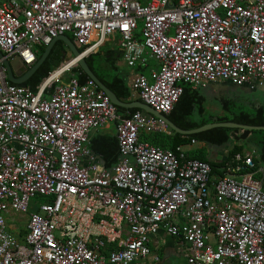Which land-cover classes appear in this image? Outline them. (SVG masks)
<instances>
[{
	"label": "built area",
	"instance_id": "1",
	"mask_svg": "<svg viewBox=\"0 0 264 264\" xmlns=\"http://www.w3.org/2000/svg\"><path fill=\"white\" fill-rule=\"evenodd\" d=\"M115 33L129 68L147 67V57L159 63L150 77L137 74L132 89L162 115L184 86H264V0L0 5V51L26 69L59 36L71 35L86 57ZM67 66L34 92L11 83L0 59V264H136L160 231L182 242L188 264H264V171L260 179L240 168L212 178L210 164L184 147L141 141L142 133L170 134L165 121L120 115L93 80L81 84ZM108 123L119 146L111 169L88 147ZM14 215L27 217L23 234L11 230Z\"/></svg>",
	"mask_w": 264,
	"mask_h": 264
},
{
	"label": "trees",
	"instance_id": "2",
	"mask_svg": "<svg viewBox=\"0 0 264 264\" xmlns=\"http://www.w3.org/2000/svg\"><path fill=\"white\" fill-rule=\"evenodd\" d=\"M69 39L74 43V38L71 35H67ZM46 47L41 48L39 58L45 52ZM81 53L84 52V49H79ZM70 51L65 46V44L61 41H58L50 55L48 56L45 63L39 68V70L28 80L27 85L34 92L37 91V88L40 84L45 80L51 72L56 70L61 66L63 62L69 59ZM111 63V59L109 60ZM87 64L93 71V73L111 90L116 96L121 100H130L132 98V91L127 85V81L125 77L119 76L117 73L111 75L106 71H99L101 69L102 63L104 62V58L100 53L95 56H90L86 59ZM116 62V61H115ZM112 65V64H111ZM112 65V66H113ZM142 68V67H141ZM116 72L117 69H114ZM145 69H141L140 72L144 73ZM78 75V80L81 84H84L89 78L82 71L80 67H77L73 70ZM108 77H111L108 80ZM137 101H141L139 98ZM142 102V101H141ZM206 99L203 97L200 90H194L190 86H184L183 94L179 103L175 106L173 112L169 114L167 117L171 120L176 126L184 130H193L200 128L206 124L211 123V118H207L206 115L209 113L205 107ZM232 105V103H231ZM120 110V109H119ZM138 109H132L126 112V116L133 114ZM243 116L241 118H234L233 120H220L219 122H232L242 125L248 126H264V112L258 111L256 114H249L248 112H243ZM236 117V116H235ZM238 133L240 130L238 129H230V128H214L212 130H208L199 134H194L190 136H182L174 131H170V134L165 133H152V134H141L140 140L148 142L156 147L162 149H169L172 151H176L179 147H186L192 144V141L195 140L197 142L206 143L208 145L213 146H224L229 144L232 140L231 133ZM254 134L260 136L259 142V158L251 159L253 166L246 165L244 162H236V156L241 152V148L238 146H234L232 152L230 153L229 158L224 163H215L210 162L205 159V157L201 154V151H194L190 153V159H198L210 164L212 169V178H223L227 174H236V170L240 168V173H252L256 174L255 178L260 179L262 177L259 174L260 166L264 164V131H255ZM104 141V142H100ZM95 151L101 152L103 156L108 157L112 156L116 159L119 158V146L118 140L116 138H97L95 141V147L93 149ZM234 160V161H233ZM233 161V162H232ZM239 173V172H238Z\"/></svg>",
	"mask_w": 264,
	"mask_h": 264
},
{
	"label": "crops",
	"instance_id": "3",
	"mask_svg": "<svg viewBox=\"0 0 264 264\" xmlns=\"http://www.w3.org/2000/svg\"><path fill=\"white\" fill-rule=\"evenodd\" d=\"M6 1L7 0H0V5H2ZM137 36H138L139 40H142L140 30L137 32ZM107 40L105 41V43H104V45L102 47L97 49L95 52H93L89 56H86L85 59L89 58L90 56H95L98 53H100L102 55V57L104 58V62L102 63L101 69L99 68V71H102V72L106 71L107 73H110L111 75H113L114 73H117L119 76L125 77V79L127 81V85L129 86V88L132 91V98L130 100H121L118 97L117 98L119 100H121L122 102L126 103V104H130V103H133V102H141V101H137L136 100V99H138V96L134 93V91L132 89V80L139 73L150 77V71L151 70H158L159 69V63L156 60L150 59L149 57H147L148 58V66L147 67H143V66L139 65V66H137V67H135L133 69L129 68L126 65V63L124 62L123 57H122L121 38H120V36H119V39L117 41L115 40L116 43L113 45V47H108L105 50H102L105 46H107ZM70 56L71 55H69V57ZM70 58H72V56ZM110 59L112 61H114V65H113V62L111 63L109 61ZM68 60L69 59H67L65 62H63L61 64V66L64 65V64H67ZM60 67H58L57 69H59ZM77 67H79V66H75V67L72 68L71 75L77 77V79H78V75L75 72H73V70L75 68H77ZM143 68L145 69L144 73L140 72L141 69H143ZM114 69H117V71L115 72ZM26 70H29V69H26ZM56 70H54V71H56ZM53 72H51V73H53ZM110 78L111 77H108V80H110ZM219 83H225V82H219ZM248 88H249V91L256 92V94H257L255 96V100L256 101H257V99L260 98V96H262L263 103H262V107H253L251 110H249L247 112L249 114H256L258 111H261V110L264 112V86H257V87L255 86L254 88L251 87V86H248ZM199 90L202 93L203 97L206 99V104H205L206 109H207V103H209L210 101H213V100H218L219 96L222 94L220 92V87L218 86V83L211 84L207 88L199 89ZM117 108H118V113L120 115H122V116H126L127 115L125 111L132 110V109L120 108L118 106H117ZM140 112H143V111L140 110ZM254 132L255 131H252L249 134V136L247 137L246 140L236 141V140H234L231 137L232 140L229 142V144L224 145V146H213V145H208L206 143H201V142H196L195 144L192 143L191 145L187 146V147H190V148L184 147V152H186L187 156L189 157L190 153H192L194 151H198V152L201 151V154L205 157V159L207 161L215 162V163H224L229 158L230 153L233 150V147L234 146H238L242 150H241L240 153L237 154L235 161L237 163L241 162L243 164L247 158H251V159H258L259 158V142H260V138L261 137L257 136L256 134H254ZM242 133L243 132L240 130V132H238L236 134L238 136H240V135H242ZM104 137L105 138H116L117 139L116 130H115V124L114 123H108L105 128L93 131L91 136H90V142H89V146L88 147H89L91 153L94 155L95 162L98 165H100L101 167H103L105 169H111L118 162L119 158L116 161V159L113 158L111 155L108 156V157H105V156H103V154H101V152L95 151V148L93 149V146L95 147V141H97V138H104ZM100 142H104V141H100ZM193 146H199V148L196 149ZM83 160H84L83 161L84 163L88 162L87 159H83ZM261 171H264V164L260 166L259 172H261ZM231 175H236V174H231ZM15 216H19L20 217L19 220H20V225L21 226H25L26 225V222H27V217L26 216L14 215V218H15ZM15 220H16V218H15ZM15 225H17L16 226V230H17L18 226H19L18 223L14 222V223L10 224L11 230L14 233H16V231L14 229ZM24 232H25V230L23 229L21 234H23ZM150 249H151V255L148 258L149 260H152L150 263H153L154 261H156V258L164 257V260L166 261V264H167V261L171 262L172 259L177 258L178 256H181V255L185 256L184 253H183L184 252V245L182 244V242H180L179 240H177L175 238H172L170 235H168L164 231H160L156 236L151 237ZM144 261H147V259L144 260ZM144 261L138 262L136 264H144L143 263ZM170 262L168 264H170Z\"/></svg>",
	"mask_w": 264,
	"mask_h": 264
},
{
	"label": "water",
	"instance_id": "4",
	"mask_svg": "<svg viewBox=\"0 0 264 264\" xmlns=\"http://www.w3.org/2000/svg\"><path fill=\"white\" fill-rule=\"evenodd\" d=\"M169 8H174V5H170ZM63 42L66 47L69 49L72 58H74L72 61L79 66L82 71L91 79L93 80L96 85L105 92L106 95H108L111 98V101L113 104L120 108L125 109H139L143 111L147 115H153L158 119H162L167 124L170 131H174L175 133H178L182 136H190L194 134H199L208 130H212L214 128H230V129H238L241 130L243 133L242 135L238 136L235 132L231 133V137L236 140H246L249 134L252 131H264V126H248V125H242L232 122H211L209 124H206L200 128L193 129V130H184L176 126L169 118L165 115H162L152 109L150 106L146 105L143 102H133L130 104H126L119 100L117 96L108 89L99 79L98 77L93 73L91 68L86 62L85 57L83 54L79 51V49L75 46V44L69 39L67 35L59 36L57 39L53 41V43L46 47L45 52L43 55L38 59V61L35 63L33 67H31L29 70H25L22 62L19 59H15L13 61L7 60L5 56L0 51V59L3 61V65L6 69L8 80L16 85L27 87L28 80L39 70V68L45 63L48 56L50 55L54 45L58 42ZM170 261H167V264Z\"/></svg>",
	"mask_w": 264,
	"mask_h": 264
},
{
	"label": "flooded vegetation",
	"instance_id": "5",
	"mask_svg": "<svg viewBox=\"0 0 264 264\" xmlns=\"http://www.w3.org/2000/svg\"><path fill=\"white\" fill-rule=\"evenodd\" d=\"M24 69L26 70L25 67ZM218 86L220 87V92L222 94L219 96L218 100L210 101V106H207V110L209 112L207 117L211 118V122H219L220 120H233L234 118H241L243 116L242 113L245 111H232V107H234L237 102V97H235L233 91L241 90L244 93H247V95L253 94L251 91H249L248 85H245L243 87H236L230 82H225L218 83ZM255 96H245L246 99L244 100V103H246L247 108L262 107V96H260V98L258 97L259 99H257V101L255 100ZM144 264H166V261L164 260V257H161L153 263Z\"/></svg>",
	"mask_w": 264,
	"mask_h": 264
},
{
	"label": "rangeland",
	"instance_id": "6",
	"mask_svg": "<svg viewBox=\"0 0 264 264\" xmlns=\"http://www.w3.org/2000/svg\"><path fill=\"white\" fill-rule=\"evenodd\" d=\"M68 35V34H67ZM119 39V34L118 33H115L114 35H112V37L111 38H108V40H107V46H105L102 50H105L106 48H108V47H113V45L116 43V41ZM112 40V41H111ZM114 40V41H113ZM116 40V41H115ZM110 41V42H109ZM71 57V56H70ZM69 57V60L67 61V63H68V66H67V68L66 69H68V68H73L74 66H75V62H73L72 60L74 59H72V58H70ZM253 94H249V95H247V93H244L243 91H241V90H238V91H233V94L235 95V97H237V102H236V104H235V106L234 107H232V111H234V112H239L240 110H242V111H245V112H247V111H249V110H251L252 108H247V105H246V103H244V100L246 99L245 98V96H251V97H254L255 95H256V92H252ZM255 93V94H254ZM207 106L209 107L210 106V102L209 103H207ZM208 115V114H207ZM207 115H206V117H207ZM208 118V117H207ZM187 147V146H186ZM193 147H195L196 149L197 148H199V146H193ZM187 148H190V147H187ZM38 201L41 203V201H42V199H38ZM15 218H16V223H18L19 224V226H18V230H22L21 228H20V217L19 216H15ZM152 260H149V259H147V261H144L143 263H150ZM170 264H188L187 263V259L185 258V256H178L177 258H174V259H172V261L170 262Z\"/></svg>",
	"mask_w": 264,
	"mask_h": 264
}]
</instances>
